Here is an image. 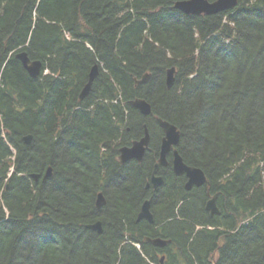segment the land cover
Instances as JSON below:
<instances>
[{"label": "trees", "instance_id": "trees-1", "mask_svg": "<svg viewBox=\"0 0 264 264\" xmlns=\"http://www.w3.org/2000/svg\"><path fill=\"white\" fill-rule=\"evenodd\" d=\"M179 1L0 0V264H264V0L210 16L185 15ZM22 51L43 63L39 78ZM158 118L179 129V154L206 174L219 216L205 209L206 186L185 189L171 155L162 186L146 188ZM145 125L143 162L121 165ZM148 199L154 224L137 222ZM98 221L102 235L86 228Z\"/></svg>", "mask_w": 264, "mask_h": 264}, {"label": "water", "instance_id": "water-1", "mask_svg": "<svg viewBox=\"0 0 264 264\" xmlns=\"http://www.w3.org/2000/svg\"><path fill=\"white\" fill-rule=\"evenodd\" d=\"M239 3V0H216L215 2H209L208 0H186V1H180L176 3L175 9L181 11L185 15L188 16H200V15H216L222 12L229 11L233 8H235ZM16 59L21 61L23 64L25 70L28 72V74L34 78L37 79L42 74V68L43 64L40 60L31 61L28 54L26 52H20L16 55ZM100 74L99 66L95 65L90 73H89V79L85 87L83 88L80 99L84 100L90 93L92 89V85L94 81L98 78ZM175 74L176 69L171 68L167 72V87L168 89H172L175 83ZM150 75L146 74L141 80L137 81V84L146 83L149 79ZM131 105L139 110V112L144 116L148 117L153 113L152 105L147 102L146 100L137 99L135 101L131 102ZM159 127L164 132V137L161 142L160 147V157L156 165L154 166V170L152 173V179L151 184L154 190H158L163 182L164 179L162 176H158V173L162 167L168 166V156L172 153L173 161V171L175 175L177 176H186L187 177V183H186V189L190 190L193 186L202 187L207 183V176L201 170L197 167L188 166L182 156L179 154L176 147L180 143L181 134L178 128L161 118L158 119ZM33 136L27 135L24 137V142L27 145H30L32 142ZM151 140V135L148 129V126L145 125V136L139 140L133 142V144L129 147H124L120 150V156H119V162L121 165H124L130 161H137L139 164H141L144 160V157L146 155L147 149L149 147ZM52 167H49L46 171V174L44 175V180L52 176ZM40 175L38 174H32L31 178H33L35 181H38L40 179ZM209 185V183H207ZM150 184L147 185V188H149ZM216 196L210 200L206 205V210L210 212L211 216L218 214L219 210L216 205ZM106 205V198L103 193H100L96 200V207L98 209H102ZM142 220H146L149 223H154V215L151 212V200H147L142 205L141 211L139 212L137 221L140 222ZM87 229H90L99 235L103 234V227L102 222H96L94 224L86 225ZM147 242L152 243L154 246L157 247H165L168 242L164 241L162 239H148Z\"/></svg>", "mask_w": 264, "mask_h": 264}, {"label": "flooded vegetation", "instance_id": "flooded-vegetation-1", "mask_svg": "<svg viewBox=\"0 0 264 264\" xmlns=\"http://www.w3.org/2000/svg\"><path fill=\"white\" fill-rule=\"evenodd\" d=\"M171 155V154H170ZM169 155V156H170ZM143 221H145V220H143ZM142 222V221H141ZM145 243V242H144ZM146 244H150V245H152L154 248H156V249H159V250H164V249H166L168 246H166L165 248L163 247V248H161V247H156V246H154L152 243H150V242H146ZM164 260H165V256L163 255L162 257H161V259H160V264H163L164 263Z\"/></svg>", "mask_w": 264, "mask_h": 264}]
</instances>
